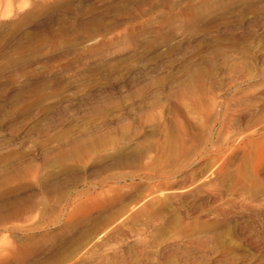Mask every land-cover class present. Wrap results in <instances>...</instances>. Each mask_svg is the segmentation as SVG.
<instances>
[{"label": "rangeland", "instance_id": "374dc122", "mask_svg": "<svg viewBox=\"0 0 264 264\" xmlns=\"http://www.w3.org/2000/svg\"><path fill=\"white\" fill-rule=\"evenodd\" d=\"M0 264H264V0H0Z\"/></svg>", "mask_w": 264, "mask_h": 264}]
</instances>
